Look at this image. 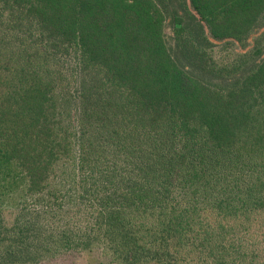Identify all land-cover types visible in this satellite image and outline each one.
<instances>
[{
  "label": "trees",
  "instance_id": "16d2710c",
  "mask_svg": "<svg viewBox=\"0 0 264 264\" xmlns=\"http://www.w3.org/2000/svg\"><path fill=\"white\" fill-rule=\"evenodd\" d=\"M189 1L216 42L243 44L264 15V0ZM166 22L157 0H0V264L95 249L264 264V60L208 84Z\"/></svg>",
  "mask_w": 264,
  "mask_h": 264
},
{
  "label": "rangeland",
  "instance_id": "374dc122",
  "mask_svg": "<svg viewBox=\"0 0 264 264\" xmlns=\"http://www.w3.org/2000/svg\"><path fill=\"white\" fill-rule=\"evenodd\" d=\"M166 15L165 35L175 61L193 76L204 82L228 88L234 79L250 74L264 60V15L250 38L243 44L216 42L207 25L192 9L189 0H157ZM183 20L185 34L206 53L209 73L198 72L180 56L175 34V19ZM236 77V78H235ZM75 95V92H73ZM40 264H122L100 249L93 252H70Z\"/></svg>",
  "mask_w": 264,
  "mask_h": 264
}]
</instances>
